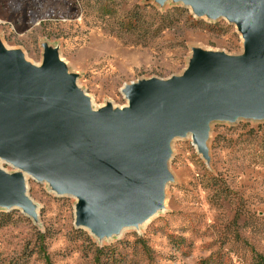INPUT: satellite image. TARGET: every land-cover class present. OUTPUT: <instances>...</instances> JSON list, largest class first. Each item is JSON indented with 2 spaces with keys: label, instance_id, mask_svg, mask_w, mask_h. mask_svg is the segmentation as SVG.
Returning <instances> with one entry per match:
<instances>
[{
  "label": "rangeland",
  "instance_id": "1",
  "mask_svg": "<svg viewBox=\"0 0 264 264\" xmlns=\"http://www.w3.org/2000/svg\"><path fill=\"white\" fill-rule=\"evenodd\" d=\"M42 68L54 54L90 115L116 117L129 91L183 81L203 58L247 54L238 27L174 0H0V47ZM23 60V59H22ZM24 178L28 206H5L0 264H258L264 258V119L211 122L164 144L156 213L93 233L79 201ZM154 211V210H153Z\"/></svg>",
  "mask_w": 264,
  "mask_h": 264
},
{
  "label": "water",
  "instance_id": "2",
  "mask_svg": "<svg viewBox=\"0 0 264 264\" xmlns=\"http://www.w3.org/2000/svg\"><path fill=\"white\" fill-rule=\"evenodd\" d=\"M174 1L236 25L247 54L200 59L183 81L134 86L116 117L88 113L54 54L33 69L0 47V160L78 200L77 225L93 233L153 212L170 137L191 131L196 143L208 123L264 119V0ZM0 200L27 207L22 179L0 172Z\"/></svg>",
  "mask_w": 264,
  "mask_h": 264
},
{
  "label": "trees",
  "instance_id": "3",
  "mask_svg": "<svg viewBox=\"0 0 264 264\" xmlns=\"http://www.w3.org/2000/svg\"><path fill=\"white\" fill-rule=\"evenodd\" d=\"M10 218H11L10 213H0V227L6 226V224H8V221H10ZM257 257H258V264H264V258L260 255H258Z\"/></svg>",
  "mask_w": 264,
  "mask_h": 264
},
{
  "label": "bare ground",
  "instance_id": "4",
  "mask_svg": "<svg viewBox=\"0 0 264 264\" xmlns=\"http://www.w3.org/2000/svg\"><path fill=\"white\" fill-rule=\"evenodd\" d=\"M2 49H3V51L5 52V53H7V49H5L3 46H2ZM23 59V62L26 64V65H28L29 67H31V68H33V69H37V65H36V67H32V65H30V63H29V61L27 62L26 60V58H22ZM26 59V60H25ZM129 109H130V106H129ZM30 179H32L33 180V178L29 175V174H26ZM22 182H23V184H25V181H24V178H22ZM152 205V203L150 204V206ZM156 213V210L154 209V211L150 214V215H148L147 217H146V219H148V218H150L152 215H154ZM146 219H144V220H146ZM80 227H82V228H87V229H89V230H91L87 225H85V224H81L80 225Z\"/></svg>",
  "mask_w": 264,
  "mask_h": 264
}]
</instances>
